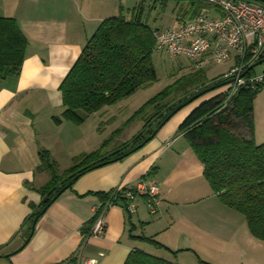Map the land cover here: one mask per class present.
I'll use <instances>...</instances> for the list:
<instances>
[{"label": "crops", "instance_id": "obj_1", "mask_svg": "<svg viewBox=\"0 0 264 264\" xmlns=\"http://www.w3.org/2000/svg\"><path fill=\"white\" fill-rule=\"evenodd\" d=\"M111 7V0H0V17L14 18L27 38L19 74L0 79V264H81L87 258L124 264L135 248L174 264H264V240L253 236L244 215L212 191L202 164L177 131L189 110H177L139 148L79 176L38 216L29 236L32 205L41 200L38 189L51 180L39 168V152L45 150L62 173L74 158L103 144L73 151L68 147L77 146L81 134L89 140L80 129L90 116L79 124L55 119L63 111L58 86ZM215 14L210 10V16ZM261 103L264 90L254 100L253 121L257 111L260 119L254 122L256 142L264 141ZM111 108L100 111L108 113L111 132L120 135L132 115L122 118ZM140 130L136 125L128 136ZM125 142L126 137L116 139L101 153L114 154ZM141 178L158 186L157 211L151 213L139 195L129 211L121 195L105 212L103 235L84 238L81 228L101 202L99 193L131 189Z\"/></svg>", "mask_w": 264, "mask_h": 264}, {"label": "trees", "instance_id": "obj_2", "mask_svg": "<svg viewBox=\"0 0 264 264\" xmlns=\"http://www.w3.org/2000/svg\"><path fill=\"white\" fill-rule=\"evenodd\" d=\"M203 7L206 5L190 0L189 18ZM142 15L143 5L139 4L132 9L128 19L119 13L98 24L58 86L63 111L61 118H56L55 122L64 119L82 123L88 116L157 80L152 57V32L157 28L149 27L142 20ZM26 47L27 38L16 20L0 17V79L19 74ZM192 68V71L175 79L147 100L135 115L132 114L129 122L147 109L151 112L143 117V126L138 135L120 145L122 150L110 155L103 154L100 148L106 145L104 142L98 150L74 158L73 165L61 174L47 152L41 150L39 168L47 170L51 180L38 189L41 200L37 206L32 205L34 212L31 223L43 208L50 205L59 190L62 192L66 189L63 188L68 182L73 183L74 178L124 156L142 142L146 143V139L155 135L153 133L171 111L205 89L207 83L217 80L214 84H218L230 79L224 78V74L208 80L202 73V67ZM213 90L205 91L206 96L184 117L177 131L183 133L202 164L203 176L212 191L223 203L244 215L253 236L264 240V141H255L253 121L254 100L264 90V79L240 86L232 95H229L228 89L208 95ZM188 93L187 97L163 112L169 104ZM69 175L61 185L55 187ZM125 190L121 188L115 192L114 202L117 197L124 196ZM112 192L99 193L101 202L109 199ZM93 220L92 216L81 228L84 238L88 237ZM140 239L163 247L150 238ZM124 264L174 263L135 248L129 252Z\"/></svg>", "mask_w": 264, "mask_h": 264}, {"label": "built area", "instance_id": "obj_3", "mask_svg": "<svg viewBox=\"0 0 264 264\" xmlns=\"http://www.w3.org/2000/svg\"><path fill=\"white\" fill-rule=\"evenodd\" d=\"M206 5L178 27L166 30L155 29L153 52L166 54L170 58L185 56L193 67H202L207 60L221 62L231 53L236 55L237 65L223 77L233 79L229 84V95L246 84L264 79V70L256 73L246 66L264 58V0H195ZM210 10L216 14L210 16ZM245 72L244 76L240 75ZM115 189L109 199L97 204L93 210V223L88 237L100 238L105 231L104 215L114 204ZM142 196L151 213L161 205L157 184L145 178L138 180L131 189L124 191L126 208L135 210V196ZM81 264H97L95 258L80 260Z\"/></svg>", "mask_w": 264, "mask_h": 264}, {"label": "rangeland", "instance_id": "obj_4", "mask_svg": "<svg viewBox=\"0 0 264 264\" xmlns=\"http://www.w3.org/2000/svg\"><path fill=\"white\" fill-rule=\"evenodd\" d=\"M112 1V9L108 15L109 17L118 16L119 13L126 19L130 18L132 9L141 4L143 5V15L142 20L151 28H157L161 30H166L170 28L178 27L183 21L184 18L189 17L190 11L188 10L190 7V0H111ZM153 65L157 74V80L151 83L149 86L144 88H140L136 90L131 95L124 97L119 103L112 105L110 111H117L118 114L122 115L124 118L126 115L136 114L139 108L151 97L156 95L158 92L163 90L168 85L172 84L175 79L180 76L192 71V63L185 56H178L170 58L166 54H153ZM237 58L236 55L231 53L228 58L221 62H214L212 60H207L204 64H202V73L205 78L210 80L219 75H224L230 73L231 69L236 65ZM264 70V62L256 65L253 68V71L256 73H260ZM230 84H226L215 90L208 93V95H213L218 91L229 89ZM189 94V93H188ZM187 95V94H186ZM207 95V96H208ZM184 96V95H182ZM181 96V97H182ZM206 96L203 94L191 102L187 103L183 107L179 109V112H183L185 110H192L195 106H197L200 101ZM180 98V97H179ZM171 99V98H170ZM178 99V98H177ZM176 99V100H177ZM264 105V104H260ZM114 106V107H113ZM264 107V106H261ZM107 107H104V109ZM148 111V113H146ZM258 112L254 116V122H259ZM151 112L147 109L142 114H137V116L133 117V120L129 122L128 129L121 131L116 134L114 131L111 132L109 122L106 121L108 117L107 112L98 111L95 114L90 115L89 119L84 123L80 130H83L85 137L89 135V140L83 141V137L81 134L79 143L77 146H70L68 148H72V150L81 151L84 149H92L91 147H100L101 143L106 142L108 148L113 145L116 139H123L126 137V140H133L138 133L131 138L132 136H128L131 133V130L137 125L139 129H141L140 125L143 123V117L145 114L148 116ZM119 123V121L117 122ZM94 128V135H93ZM257 134V132H256ZM94 136V139H93ZM259 135L257 134V140L259 139ZM86 139V138H85ZM92 139L94 140V146H92ZM104 146V147H105ZM103 147V148H104ZM83 151V150H82ZM76 153V152H75ZM111 154V153H110ZM108 155V154H107ZM67 158V155L63 154L62 160L60 162V168H64L66 162H64ZM62 171V170H60ZM58 170V173L60 172ZM61 174V172H60Z\"/></svg>", "mask_w": 264, "mask_h": 264}, {"label": "water", "instance_id": "obj_5", "mask_svg": "<svg viewBox=\"0 0 264 264\" xmlns=\"http://www.w3.org/2000/svg\"><path fill=\"white\" fill-rule=\"evenodd\" d=\"M262 62H264V58H261V59L257 60L256 62H254V63H252V64H250V65H247V66H246V67H247L246 70L249 71V70L253 69L256 65H258V64H260V63H262ZM244 74H245V72H243V73L240 75V77L244 76ZM232 80H233V79H228V80L223 81V82L218 83V84H214L217 80H214V81H211V82L207 83V84L205 85V89L200 90V91H198L197 93H195L194 95L190 96L188 100H186V101L183 102L182 104H179V105H178L173 111H171V112L166 116V118L163 120V122L161 123L160 127H161V126H162V125H163V124H164V123H165V122H166V121H167V120H168V119H169V118H170V117H171V116L177 111V110H179L181 107H183V106L186 105L187 103L191 102V101L194 100L195 98H197V97L201 96L202 94H204L206 90L210 91V90H213V89L219 88V87H221V86H224V85H226V84H229ZM189 94H190V93H189ZM189 94L184 95V96L178 98L177 100H175L174 102H172L171 104H169V105L164 109L163 112H165L166 110H168V109L171 108L172 106L176 105L179 101H181L182 99H184L185 97H187ZM163 112H162V113H163ZM160 127H159V128H160ZM157 130H158V129H157ZM157 130H156L153 134H155V133L157 132ZM151 138H152V136H149L146 140L148 141V140H150ZM144 143H145V142H142L141 145L134 147L133 150L139 148V147L142 146ZM133 150H132V151H133ZM130 152H131V151L126 152L125 155L128 154V153H130ZM109 155H110V154H109ZM119 158H121V157H119ZM71 175H72V174H71ZM71 175H69V176L65 177L64 179H62L61 181H59V182L55 185V187H58L59 185H61V184H62V183L68 178V177H70ZM73 180H76V178H74ZM71 185H72V182H68V183L64 186L63 189L68 188V187H70ZM60 192H61V190H59L57 194H59ZM57 194L54 196V198L57 197ZM45 209H46V208H43L41 212H44ZM37 219H38V216H35V217L33 218V220H32V223H31V231H30L29 236L31 235V233H32V231H33V228H34V225H35ZM29 236H28V238H29ZM28 238H27V239H28Z\"/></svg>", "mask_w": 264, "mask_h": 264}]
</instances>
